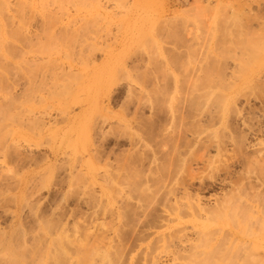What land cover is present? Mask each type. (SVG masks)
I'll use <instances>...</instances> for the list:
<instances>
[{
    "label": "rangeland",
    "instance_id": "rangeland-1",
    "mask_svg": "<svg viewBox=\"0 0 264 264\" xmlns=\"http://www.w3.org/2000/svg\"><path fill=\"white\" fill-rule=\"evenodd\" d=\"M0 18L15 264H264V0H0Z\"/></svg>",
    "mask_w": 264,
    "mask_h": 264
},
{
    "label": "bare ground",
    "instance_id": "bare-ground-1",
    "mask_svg": "<svg viewBox=\"0 0 264 264\" xmlns=\"http://www.w3.org/2000/svg\"><path fill=\"white\" fill-rule=\"evenodd\" d=\"M142 1V0H141ZM0 25H1V30H0V34L1 35H4L5 34V31H4V29H3V22L1 21V18H0ZM178 53V52H177ZM177 53H176V56L175 57H177V58H179L180 57V54H179V56L177 55ZM176 58V60L178 61V59ZM180 59V58H179ZM181 62V61H180ZM191 79V78H190ZM192 97H193V93H192V91L190 90V95L188 96V97H184V100H179L177 103H176V105H175V109H173L172 110V112H171V114H172V116L175 118V113L176 112H180L181 113V111H182V108H183V106H184V103H185V101L188 103V105L190 104L191 105V103H192ZM181 117H182V115H181ZM186 117H187V115H186ZM53 122V121H52ZM46 123V122H45ZM54 123V122H53ZM196 123H198V121H196ZM49 124V123H48ZM191 125H193L192 123H190ZM190 125V126H191ZM195 132H197V130L195 131ZM195 132H193V133H195ZM31 193V192H30ZM200 198H201V196H199ZM203 198V197H202ZM175 201V200H174ZM177 202V201H176ZM190 202V201H189ZM178 203H179V201H178ZM183 204V203H182ZM192 203H190V205H191ZM194 206V205H193ZM222 206V205H221ZM175 207V206H174ZM182 207V206H181ZM185 207V206H184ZM184 207H182L183 209H184ZM176 208V207H175ZM180 208V207H179ZM181 208V209H182ZM180 211V210H179ZM195 211V210H194ZM192 212H193V210H192ZM188 214V213H187ZM184 215V214H183ZM189 216V215H188ZM180 221V220H179ZM184 229V228H183ZM190 230V229H189ZM194 230V229H193ZM14 233H15V229H14ZM172 233V232H171ZM147 234L149 235V233L147 232ZM14 235V234H13ZM203 235V234H202ZM6 237V235L5 234H2V235H0V264H15V261L16 262H18V260L15 258V242L13 243L12 241L13 240H15V239H13V237L11 238L12 240H9V239H7V237ZM11 237V236H10ZM14 237H15V235H14ZM158 237V236H157ZM177 237H179V236H177ZM161 238V237H160ZM168 241V240H167ZM171 241V240H170ZM173 241V240H172ZM165 242V241H164ZM183 243V242H182ZM182 247H183V244H182ZM184 248V247H183ZM203 251V250H202ZM201 251V252H202ZM197 252V251H196ZM195 252V253H196ZM200 252V251H199ZM198 253V252H197ZM203 253V252H202ZM209 253V252H208ZM211 253V252H210ZM209 253V254H210ZM209 254H207V255H205L204 254V257L203 258H205V256L206 257H208L209 256ZM213 254V253H212ZM196 255H198V254H196ZM199 255H200V253H199ZM179 257V256H178ZM161 258V257H160ZM176 258H177V256H176ZM156 260V259H155ZM205 260V259H204ZM203 260V261H204ZM172 261H173V259H172ZM154 262H156V261H154ZM153 262V263H154ZM152 264V263H151ZM157 264V263H156ZM175 264H177V263H175Z\"/></svg>",
    "mask_w": 264,
    "mask_h": 264
}]
</instances>
